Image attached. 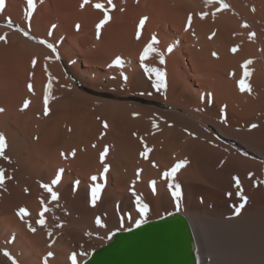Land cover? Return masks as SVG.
Listing matches in <instances>:
<instances>
[{
    "label": "bare ground",
    "instance_id": "obj_1",
    "mask_svg": "<svg viewBox=\"0 0 264 264\" xmlns=\"http://www.w3.org/2000/svg\"><path fill=\"white\" fill-rule=\"evenodd\" d=\"M34 2L31 17L27 0H5L0 12V35L7 33L8 40L0 41V133L10 158H0V169L11 177L0 187V264H12L4 250L18 264H43L49 251L54 255L48 264H71L73 252L77 264H85L116 234L174 216L187 226L195 264H264V0H224L229 8L215 17L219 4L206 6L204 0H112L115 8L99 37L96 25L103 12L93 5L111 8L108 0H89L83 8V0ZM202 12L208 13L203 19ZM189 14L192 22L185 31ZM143 17L147 20L138 28ZM153 34L165 63L151 53L144 64L166 72L167 87L159 91L154 75L140 63ZM38 40L52 43L56 51ZM117 56L123 67H109ZM249 59L250 75L244 77L242 65ZM240 79H246L250 93L240 91ZM25 100L29 107L21 110ZM253 123L258 127L249 130ZM141 137L152 148L147 160L140 156ZM105 145L106 174L99 160ZM73 149L75 157L67 155ZM181 160L188 163L175 177L181 186L177 201L162 173ZM60 169L61 180L52 186L59 198L51 201L41 183L51 185ZM138 169L143 170L139 179ZM95 184L102 191L92 206ZM133 188L149 204L143 218ZM241 194L247 202L237 214ZM44 206L49 211L41 226L37 220ZM20 208L27 212L23 219L17 215ZM97 217L103 226L95 223Z\"/></svg>",
    "mask_w": 264,
    "mask_h": 264
},
{
    "label": "snow or ice",
    "instance_id": "obj_2",
    "mask_svg": "<svg viewBox=\"0 0 264 264\" xmlns=\"http://www.w3.org/2000/svg\"><path fill=\"white\" fill-rule=\"evenodd\" d=\"M89 3V0H83V3L81 4V8L84 7V5L88 4ZM204 3L205 5H211L213 3H218L219 4V7L215 10V12L212 13L213 17H215L216 15V12H220L221 10L223 9H227L229 8V5L227 3L224 2V0H204ZM108 4L111 6V8H106L105 5L103 3H96L93 5V7L95 9H99L103 12V19H101L99 21V23L96 25V30H97V36L99 37V34H100V29L106 24L109 22V20L111 19L110 15H109V11L111 9H114L115 8V5L112 3V0H108ZM5 9V0H0V12H3V10ZM27 9H28V12H27V15L29 17H31V15L33 14V12L35 11V2L34 0H27ZM121 11H123V9H121ZM252 11H255V8L253 7ZM200 15V18L203 19L204 17H206L208 15L207 12H202L199 14ZM147 20V17H143L141 18V20L139 21V26L138 28H143L145 22ZM191 22H192V15L189 14L188 16V25L186 26L185 28V31L188 30V26L191 25ZM9 27H12V25L9 23L8 25ZM53 28H55L56 26L53 25L52 26ZM77 29H79V25L76 26ZM242 27H245L247 28L248 25L247 23L243 24ZM17 31L19 32H22V34L29 38V39H36L35 37L31 36L30 32L27 31V30H23L19 27H17L16 29ZM213 35H215V33H213ZM255 37V33L253 32H250L249 33V39H252ZM140 38V31L138 30L137 31V39ZM211 38V37H210ZM0 41L4 42V43H8V40H7V33L3 34V35H0ZM38 43L40 44H43V45H46L49 49H52L53 52L56 51L54 45L52 43H48L46 40H38L37 41ZM159 41L156 37L155 34H153V36L151 37V40L150 42L146 45V47L144 48L143 52L141 53L140 55V63H141V66L144 67L145 71L147 73H149L150 75H154L155 77V83H154V87L157 91L161 90V89H165L167 87V83H166V72L161 69V68H158V67H148L147 65L144 64V61L147 57H149V55L151 53H156L158 56H159V63L160 64H164L165 63V59H164V56L162 53H159L158 50L154 47V45L158 44ZM238 48L239 46H234L231 48V51L232 53H236L238 51ZM168 52H171L172 51V47L169 46L168 49H167ZM217 54L216 53H213V56H216ZM57 59H59V55L56 56ZM47 59V58H46ZM36 63H37V60L36 58H33L32 59V66L35 67L36 66ZM253 63V61L251 59L249 60H246L243 62V69H244V72H243V75L244 77H248L250 75V71H249V65H251ZM112 66H118V67H123V61L121 59V57L117 56L112 64L109 65V67H112ZM45 72H47V67H45ZM122 76H123V79L125 81H127V76L126 75H123L122 73ZM49 77H50V80H49V83L47 85V89H46V94L44 95V115L47 116L50 112V109H49V106H48V103H49V94H48V91H50L51 87H52V84H51V76L49 74ZM239 83V89L241 92H244V91H248L249 93L251 92V87L250 85L246 82V79H240L238 81ZM28 90L30 92L33 91V86L31 83L28 84ZM151 93H149L150 95ZM143 95V93H142ZM29 103L30 101L28 100H25L24 103H23V107L21 110L23 109H27L29 107ZM226 108V105L221 109V112L224 113V109ZM4 111V109L0 108V112ZM134 116H138L139 114L138 113H134L133 114ZM99 119V118H98ZM224 122H227L226 121V118L224 120ZM152 126L154 128L158 127L156 121H153V124ZM258 125L253 123L249 126V130L251 129H255L257 128ZM103 128L104 129H107L108 128V124L107 122H103ZM104 133H102L103 135ZM191 134V133H190ZM133 135H136V133H133ZM141 142L144 144V147H143V151L140 152V156L143 157L145 160H147L149 158V153L152 152V148L148 147L147 144L143 141V138L141 137ZM93 147H96L95 144L92 145ZM7 148V143H6V138H5V135L3 133H0V158L2 159H6V160H10L9 157H7L5 155V150ZM108 152H109V148L107 145L104 146V149L103 151H101L99 153V160L101 162V164L103 165V173L106 174L109 172V169H110V165L104 163L105 161V158L106 156L108 155ZM245 155H247V153H244ZM60 155L62 157H65L67 158V155H71L72 157H75L76 155V150L73 149L69 154H65L63 152L60 153ZM188 163L187 160H181V161H178L173 167H171L170 170H166L162 173V178L164 180H166L168 182L167 186L169 189H171V195L177 200L179 201L180 197H181V186L179 183H176L175 182V177H176V174L177 172L184 168L186 166V164ZM153 166L154 167H157V165H155V163L153 162ZM143 170L142 169H138L137 170V173H136V177L137 179H139L140 177V174ZM63 172V169H60L58 171V173L56 174L55 178L51 181V185L48 184V183H41V187L50 193V199L51 201H57L59 196H58V193L56 191H53V188L52 186L58 184L61 180V174ZM249 176L251 177L252 176V173H249ZM5 179H11V177H6L5 176V172L3 169H0V187H2L4 185V182H5ZM90 179L92 181H96L97 180V177L96 176H92L90 177ZM234 180L236 181L237 183V186H239V178L238 177H234ZM79 184V181H75L74 182V185H77L78 186ZM150 184H151V187H152V192L155 193L156 192V181H150ZM28 189H25V192H27ZM101 191H102V185L101 184H95L94 186L91 187V192H90V197H91V204L92 206H95L97 201L100 199V194H101ZM132 191V195L135 199V206H136V209L138 210V214L143 218L144 216L147 215V213L149 212V204L144 202V199L141 195H138L134 188L131 189ZM230 195V193H229ZM241 201L242 203L240 204L239 207L236 208V212L237 214L240 212L241 208L244 207V204L247 202V197L243 196L241 194ZM41 204L43 205L44 204V201L41 200ZM49 209L47 206H44L43 207V211L40 213V219L37 220V223L41 226L45 225L46 224V221L45 219L43 218L44 217V213L48 212ZM17 215L23 219L26 215H27V212H26V209L25 208H20L18 209L17 211ZM143 220H137L136 221V224L137 226H139L140 223H142ZM95 223L98 225V226H103L102 223H101V219L99 217L96 218L95 220ZM29 227V230L31 232H35L36 231V228L33 227L31 224L28 225ZM51 234V233H49ZM3 255L5 257H7L8 259H10L12 261V264H18V262L16 261V259L7 251V250H4L3 252ZM54 254L53 252L49 251L47 253V255L44 257L43 259V264H48V258L49 257H52ZM69 259L71 260V264H77V254L75 252H73L71 254V256L69 257Z\"/></svg>",
    "mask_w": 264,
    "mask_h": 264
},
{
    "label": "water",
    "instance_id": "obj_3",
    "mask_svg": "<svg viewBox=\"0 0 264 264\" xmlns=\"http://www.w3.org/2000/svg\"><path fill=\"white\" fill-rule=\"evenodd\" d=\"M191 249L187 226L174 216L116 234L85 264H195Z\"/></svg>",
    "mask_w": 264,
    "mask_h": 264
},
{
    "label": "rangeland",
    "instance_id": "obj_4",
    "mask_svg": "<svg viewBox=\"0 0 264 264\" xmlns=\"http://www.w3.org/2000/svg\"><path fill=\"white\" fill-rule=\"evenodd\" d=\"M6 25H9V23H5ZM11 25H12V28H15V29H17V27H19L18 25H16V24H13V23H10ZM19 28H21V27H19ZM22 29V28H21ZM119 99H121V100H123V99H130V97H119ZM145 102H147V103H155V104H157V105H159V106H161V107H164V105L162 104V103H160V102H157V101H151V100H148V101H145ZM217 133V132H216ZM217 135L220 137V138H222V139H224V140H227V141H231V142H234L235 143V141H233V140H231V139H227V138H224L222 135H220L219 133H217ZM235 144H237L238 146H240L241 148H243L241 145H239L238 143H235ZM249 154H252V153H250L249 152Z\"/></svg>",
    "mask_w": 264,
    "mask_h": 264
}]
</instances>
